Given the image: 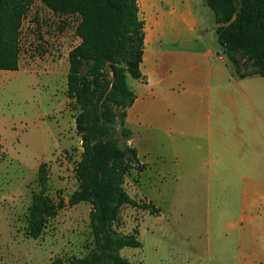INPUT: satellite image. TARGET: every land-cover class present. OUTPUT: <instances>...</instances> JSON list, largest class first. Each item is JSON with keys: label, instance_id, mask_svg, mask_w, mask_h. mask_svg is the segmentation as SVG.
Listing matches in <instances>:
<instances>
[{"label": "rangeland", "instance_id": "obj_1", "mask_svg": "<svg viewBox=\"0 0 264 264\" xmlns=\"http://www.w3.org/2000/svg\"><path fill=\"white\" fill-rule=\"evenodd\" d=\"M196 10L208 27L205 36L211 42L214 38L219 47L217 35L212 31L217 24L214 12L208 5L197 4ZM79 21L77 15L55 13L36 1L23 20L20 69L0 71L11 73L0 81V264H51L57 258L83 257L95 248L90 225L92 205L69 201L78 187L75 169L83 151L75 128L78 109L67 97L66 86L68 55L80 42L75 32ZM230 64L227 61L225 68L233 70ZM127 81L141 95L134 107L135 115H139L144 110L142 99L146 90L136 85L147 82L145 78L138 80L132 76ZM172 81L168 109L154 111L148 106L139 123L133 118L131 123L127 121L133 130L130 142L138 150L145 169L128 174L124 187L138 203L146 202L156 209L150 205L122 208L121 220L114 224V229L120 234H131L138 228L142 246L125 247L120 254L138 264H199L196 262L199 258L200 264H218V261L241 264L238 244L229 247L227 233H221L220 237L214 233H178L177 89L175 78ZM144 113L163 129L144 126ZM41 163L47 165L45 188L39 178ZM40 192L63 206L47 222L42 235L33 239L26 234V217L33 196ZM194 235L204 241L202 255ZM262 249L264 263V244Z\"/></svg>", "mask_w": 264, "mask_h": 264}, {"label": "crops", "instance_id": "obj_2", "mask_svg": "<svg viewBox=\"0 0 264 264\" xmlns=\"http://www.w3.org/2000/svg\"><path fill=\"white\" fill-rule=\"evenodd\" d=\"M137 3L145 23L141 71L147 83L136 85L146 90L144 110L168 109L174 78L177 89L178 233H227L228 246L238 244L241 264H264V76L240 78L225 68L228 59L215 39L205 36L208 27L196 10L197 4L207 5L205 0ZM6 74L11 73H0V81ZM133 90L136 100L127 121L139 123L144 110L135 115L141 95ZM143 121L150 129H163L145 113ZM193 238L202 255L204 241Z\"/></svg>", "mask_w": 264, "mask_h": 264}, {"label": "trees", "instance_id": "obj_3", "mask_svg": "<svg viewBox=\"0 0 264 264\" xmlns=\"http://www.w3.org/2000/svg\"><path fill=\"white\" fill-rule=\"evenodd\" d=\"M36 1L55 13L80 17L75 31L80 42L68 55L67 97L78 109L75 128L83 151L75 169L78 187L69 201L92 205L95 240V248L85 256L57 258L51 264H138L120 254L125 247L142 246L138 228L120 234L113 227L119 224L124 206L150 205L138 203L124 187L128 174L145 169L130 142L132 130L127 123L128 110L136 100L127 77L143 78L145 23L137 0H0V70H19L23 20ZM205 3L215 14L217 40L235 74L264 76V0ZM109 64L112 72L107 70ZM39 178L45 188L46 163L39 166ZM62 206L44 192L35 194L26 234L38 239Z\"/></svg>", "mask_w": 264, "mask_h": 264}, {"label": "water", "instance_id": "obj_4", "mask_svg": "<svg viewBox=\"0 0 264 264\" xmlns=\"http://www.w3.org/2000/svg\"><path fill=\"white\" fill-rule=\"evenodd\" d=\"M107 70L112 72V66L110 64L107 66Z\"/></svg>", "mask_w": 264, "mask_h": 264}]
</instances>
